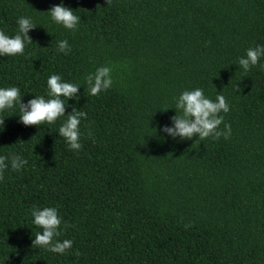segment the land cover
Returning a JSON list of instances; mask_svg holds the SVG:
<instances>
[{"label":"trees","instance_id":"obj_1","mask_svg":"<svg viewBox=\"0 0 264 264\" xmlns=\"http://www.w3.org/2000/svg\"><path fill=\"white\" fill-rule=\"evenodd\" d=\"M61 3L78 30L52 21ZM21 16L37 25L33 43L0 56V88L48 99L59 75L80 86L65 115L87 118L73 151L58 133L66 117L37 128L19 122L18 105L0 111V264H264V57L247 73L238 63L264 46V0H0L5 35ZM101 66L113 83L91 96L85 78ZM195 88L226 98L229 139L162 131ZM17 154L28 163L13 171ZM44 207L62 218L57 239L73 242L63 255L32 246L42 229L31 212Z\"/></svg>","mask_w":264,"mask_h":264},{"label":"clouds","instance_id":"obj_2","mask_svg":"<svg viewBox=\"0 0 264 264\" xmlns=\"http://www.w3.org/2000/svg\"><path fill=\"white\" fill-rule=\"evenodd\" d=\"M110 0H107V4ZM48 14L57 25H62L65 29L76 31L81 19L74 14L71 8L63 3L54 5L49 9ZM17 34L9 37L0 31V56L23 55L26 44L33 43L29 32L37 25L31 18L21 16L17 20ZM38 45V44H37ZM39 46V45H38ZM58 51L67 55L71 48L67 40L58 43ZM264 57V46L249 48L245 57L239 58V66L245 73L251 68L259 65ZM264 69V65H259ZM112 69L109 66H101L92 74L86 76L85 81L91 96H98L102 91L108 90L113 83L111 77ZM48 99L44 96H35L27 103L21 102V92L18 87L0 88V111L12 109L19 106V122L24 126H36L39 128L43 124H54L61 117H66L65 122L59 127V136L63 137L70 150L79 151L82 149L80 143V123L82 118H87V113L78 111L73 107L71 113L65 115L68 101L79 99L78 84L64 82L59 75H51L47 80ZM176 115L170 117L171 125H165L162 131L168 136L180 140H191L198 137L203 141L208 138L218 140L221 136L229 139L231 136V126L224 124L223 130L220 125L224 123V116L221 113H228L230 106L226 98L217 94L215 101L207 98L201 88L183 91L176 98ZM179 113V114H178ZM5 119L0 118V132L4 130ZM8 158L0 156V180L4 179L3 172L8 167ZM28 161L21 156L11 157V168L13 171H20ZM33 223L42 229L37 232L32 241V246L44 248L50 252L65 254L73 246L71 240L65 239L62 242L57 238L61 236L62 218L55 207L34 208L31 212ZM65 227L68 225L65 224ZM186 229L191 227V223L185 225ZM79 255V253H75Z\"/></svg>","mask_w":264,"mask_h":264}]
</instances>
